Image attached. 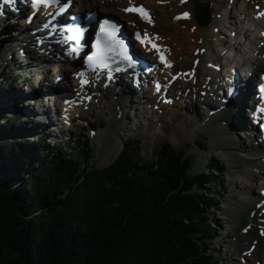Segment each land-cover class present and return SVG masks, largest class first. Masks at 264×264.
<instances>
[{"label": "trees", "instance_id": "1", "mask_svg": "<svg viewBox=\"0 0 264 264\" xmlns=\"http://www.w3.org/2000/svg\"><path fill=\"white\" fill-rule=\"evenodd\" d=\"M5 119L0 264H218L204 214L219 201L202 190L213 191L220 165L193 174L195 161L167 143L147 165L129 139L111 163L91 167L88 143L52 154L40 138L9 137L25 123Z\"/></svg>", "mask_w": 264, "mask_h": 264}, {"label": "bare ground", "instance_id": "2", "mask_svg": "<svg viewBox=\"0 0 264 264\" xmlns=\"http://www.w3.org/2000/svg\"><path fill=\"white\" fill-rule=\"evenodd\" d=\"M132 1L136 3H132ZM191 1L72 0V3L73 8L77 11L80 9H96L100 13H117L125 21L135 18L131 14H124L123 8L131 4H142L150 8L153 15V26L141 25L145 30H151L158 34L160 42L166 46V51L169 54L168 60L172 62L171 68L161 74V76H166L169 71L173 74L178 72H181V74L172 86H164V88L167 87L169 89L167 96L173 97L170 103L163 104L158 109V94L152 93L147 97L146 106L147 113L151 114L150 117L144 116L139 111L134 118L142 119L145 122L148 134H151L153 138L158 135L159 128H166L171 123L179 140L192 138L193 133L197 132V128H205L210 131L211 140L216 149L227 151L232 157L230 168L238 170L240 168L239 163H242L243 171L240 175L234 178L229 177L227 179L228 183L225 185L227 189L229 183L232 182L234 184L235 188L228 190V192L230 197L237 200L235 203H231L227 209L231 213V220L229 221L222 216L224 223H227V227L224 225L223 231L219 235V241L228 250L236 252L237 260L232 264H264V235H262L264 233V223L257 217L260 213V208H256V203L260 199L257 192L259 193L261 189H264V179H259L257 174L252 171L253 168H256L264 173V161H262L264 147L254 146L248 137L237 135L236 131H234L235 125L244 127L248 123L243 112L235 106L234 100L228 99L230 101L224 102L223 107L218 109V118L209 119L207 111L210 108L205 107L206 112H204L202 98L205 95L211 98H216L219 95L218 89H214L213 92L208 89L213 88L216 78L219 76L215 67L223 60L225 61L223 50L226 46L225 41L229 39L226 33L232 32L233 28L234 30L238 29L241 23L240 18L248 20V26L252 28L254 37L249 44L252 61L258 70V74L264 71V61L261 58V52L256 53V50L264 44V35H261V33H264V17L257 19L252 16V13H256L257 10H253L250 7L252 11L249 12L247 7L241 6L240 13L243 16L238 18L236 10L239 0H231V2L230 0H193L201 5L209 6L208 8L212 15L208 27L206 25L200 26L196 17H194L195 13L192 9ZM259 1L260 5H264V0ZM224 7H226V12L222 13V8ZM183 13H187L188 18L174 19V17L181 16ZM225 13L231 16V22H233L231 26L222 24L221 20L224 19ZM25 18L23 17L20 21L15 19L7 27L1 28L0 42H6L7 38L12 35L14 37V34L18 35V37L13 39L11 46H9L16 48L15 53L8 54L9 57L11 56V61L17 60V63H10V65L13 69L19 67L18 69L20 70L28 71L33 64L46 62V57L28 47L36 40L31 33H27L28 29H31V24L24 23ZM227 18L229 17L227 16ZM11 30L12 33L10 32ZM244 35L246 37V34ZM25 48L31 50V55L23 53ZM198 49L203 51L196 54ZM71 63V59L64 58L61 68L55 67L53 71L46 70L42 74H37L38 78L32 79V82L28 79L25 85L34 88L36 83H38V79L45 82L46 80H53L56 75L61 74H64V78L67 79L65 82H68L70 76L66 65ZM74 83L76 82L74 81ZM120 85V93L124 95L133 93L136 95L135 98L147 96L146 94H141L135 87L137 85L131 82L121 83ZM14 87L11 89L12 91L5 88L0 90V102L8 107H16L18 111L32 112L35 119L27 117L25 119L26 128L28 127L30 130L42 134L43 137L49 138L50 143L53 145L58 141L57 138H60L59 141L63 142L62 136L52 134L53 119L49 115L51 109L43 108L46 104H50V101L48 103V100H45L43 103V101L29 100V97L26 96L28 92L25 91L24 93L23 89L20 90V87ZM245 93L244 102H247L248 95L249 98L255 97L254 88L248 82L245 86ZM88 94L92 95L91 103L86 106H76L73 114L90 112L98 118H102L103 115L108 116L107 121L103 119L100 130L95 129L92 132V139L97 141V151L99 152L101 163H105L116 157L121 150V136L123 133L120 132L119 128L126 132L130 130L125 122V114L121 110L124 101L117 94H114L111 87L101 88L100 90L93 88V90L88 91ZM33 103L38 104V106L34 108ZM176 108H180V111L182 110L181 114L176 111ZM215 108L218 107L215 106ZM45 119L51 122H46ZM156 121H159L162 127H158ZM222 121H225V124H222ZM70 126L71 128L69 129L74 130L75 126H79L78 128L81 129L83 126H89V124L88 121L81 118L75 120L74 124ZM251 130H254L253 126ZM211 156L214 155L212 154ZM242 156H246V158ZM206 157L201 155V162ZM250 212H254L256 220L248 219ZM260 217H264V215ZM247 225L249 226L246 227Z\"/></svg>", "mask_w": 264, "mask_h": 264}, {"label": "rangeland", "instance_id": "3", "mask_svg": "<svg viewBox=\"0 0 264 264\" xmlns=\"http://www.w3.org/2000/svg\"><path fill=\"white\" fill-rule=\"evenodd\" d=\"M193 1V0H192ZM192 1H191V6L193 9V5H192ZM231 2V0H230ZM260 1L259 0H239L237 2V8H238V12L237 14L240 13V8L241 6H245L247 7V9H249V11H251L253 5L255 3H257L256 5H258ZM251 7V8H250ZM225 11V8H222V13ZM99 11V10H98ZM118 16V15H117ZM227 17V15H226ZM225 18V17H224ZM226 22H229L228 18H225ZM210 23H208L207 27L209 26ZM252 37V35L250 34V38ZM14 39V38H13ZM3 46L0 48V62L2 60V58L4 59L5 57V51L8 52V54H12L11 49L9 48V45H6L5 48L3 49ZM6 49V50H5ZM4 53V54H3ZM8 73V75L10 74L9 69H6V72ZM19 86L21 88V86L19 85V83H17L15 85ZM14 87V88H15ZM23 88L26 87V85L22 86ZM0 88L4 89V87L0 86ZM11 88V87H10ZM22 90V89H20ZM12 91V90H10ZM23 92L25 93V91L23 90ZM31 108V107H30ZM18 114V109H14ZM176 111H178V113L181 114L182 110L180 111L178 108H176ZM205 112V110H204ZM10 111H6L4 112V118H2V120H0V125L5 123V118L10 116ZM86 115V114H85ZM107 116L103 115L102 118H99V120L103 121V119L105 121H107ZM24 118V117H22ZM85 119V118H84ZM93 118H89L86 119V121H88L89 126H83V128H78L79 126H75L74 130H72V133L69 136V140L66 144L71 143V144H79L82 142L85 143H89L91 151L90 153L87 155V164L91 165V167H103L106 166L107 164H109L110 162H112L118 155L117 154L116 157H114L113 159H111L110 161H107L105 163H101V160L99 158V152L97 151V141L90 139L88 137V132L91 129H96V130H100L101 125L97 126L96 125V121L98 119H94ZM96 120V121H95ZM95 121V122H94ZM20 122V121H19ZM26 123V122H25ZM79 123V122H77ZM145 123V122H144ZM141 124V126L139 128L136 129H132L129 130L128 132L122 130L119 128L120 132L123 133V135L121 136V140H122V146L124 142L127 139H132L136 142V146L138 147V151L137 154L138 156H140L141 158H143L146 162H148L147 165L152 164L156 161L157 158V151L159 146L162 143H167L171 146L172 149H174L175 151H184L185 155L188 157L189 160H194V164L192 166L191 169V173L195 174L198 173L202 170H207L209 171V169L207 167H205L207 164L213 163V164H219L221 165V170L216 174V177L214 178V182H213V191L208 192V190H202V193L206 196H215L217 197L219 204L210 209L211 211H209L208 213H205V218L211 222H213V224L215 225V229L217 230V234L215 235V237L210 240L207 241L206 246L210 247L213 249V255L216 256L217 260H218V264H232L234 261H236V252L235 251H231L228 250L227 247H225L223 245V243H221L219 241V235L220 233L223 231V227L224 225L227 227V223H224V218L222 216H224L227 220H231V213H229L227 211V209L230 207L231 203H235L236 202V198L230 197L229 196V192L228 190H231L234 187V184L231 182L228 184L227 189L225 188V185H227V179L229 177L234 178L235 176H239L240 173L243 171L242 168V163H239L240 168L237 169H232L230 168L231 165V161H232V157L229 155V153L227 151L224 150H217L215 145H213V142L211 140V135H210V131L208 132L206 129L205 130H201V129H197L196 133H193V137L192 138H188L186 140L182 139L179 140L176 136V133L173 129V124L171 123L169 126H166V128H159L158 129V135L153 138L151 136V134H148L147 130L145 129V125ZM14 124V123H13ZM102 124V123H101ZM160 124V123H159ZM161 125V124H160ZM15 126V124H14ZM26 125H24L22 127L21 130L24 129H28V127H25ZM158 126V125H157ZM195 134V135H194ZM19 132H16L14 134H9V136L11 137H18ZM37 135V134H36ZM35 135V136H36ZM38 135L42 136V134ZM37 135V137H38ZM84 136H86V138H84ZM34 137H28L29 140H32ZM5 139V138H3ZM1 140V137H0ZM7 140H11V138H7ZM57 142L55 144V147L52 148L53 151L57 150L58 147H62L63 145H65V142H60V138H57ZM63 140V138H62ZM61 143V144H60ZM112 143V142H111ZM197 145H200L203 147L202 150H198L197 149ZM58 146V147H56ZM206 148V149H205ZM214 156H211V155ZM201 155H205L207 156L204 161L201 162L200 156ZM260 179V178H259ZM214 190L217 191V193L214 192ZM227 191V192H226ZM214 192V193H213ZM221 218V219H219ZM222 224V225H221ZM13 253L8 252L7 255H12Z\"/></svg>", "mask_w": 264, "mask_h": 264}, {"label": "snow or ice", "instance_id": "4", "mask_svg": "<svg viewBox=\"0 0 264 264\" xmlns=\"http://www.w3.org/2000/svg\"><path fill=\"white\" fill-rule=\"evenodd\" d=\"M12 0H5V3H10ZM35 3V0H33ZM49 3H60L61 0H48ZM258 7V6H257ZM125 12H131L135 13L139 16V18L149 24L152 23L151 16L148 13L146 9L143 8V6L139 7H128L123 9ZM261 17H264V11L257 10L256 18L259 19ZM181 18H188L187 13H183L181 16L174 17V19H181ZM67 31H70L74 34V39H79L80 35L86 31L83 27H72L67 29ZM261 35H264V33H261ZM159 37H149L148 34L145 32L143 37L139 32L134 34V39L139 42V44L143 46H150L152 49H154L159 56L160 63L164 64L165 67H171V65L166 61L163 54H161L160 48L158 45H156L153 40L158 39ZM91 53L84 57V64L86 67H99V68H105L108 67V61L114 62L116 58H119L120 61L127 63L129 67H132L135 63V58L133 55L129 54V48L126 46L125 41L117 36V29L116 25L105 20H100L98 22V27L95 32V40L91 43ZM203 50L198 49L196 54L201 53ZM117 71L120 69L117 68ZM80 79V84L84 85L88 83V81L83 79L84 73L79 72L77 73ZM175 78V77H174ZM264 79V77H262ZM262 90H264V87H262ZM157 91H159V86H157ZM233 89L229 87L227 89V93L230 95L232 93ZM85 99H91V97H85ZM167 103H170V101H165ZM65 103H71L70 101H65ZM256 111H264L259 108L256 109ZM261 131H264V123H261L259 125ZM257 208L260 207L258 204L256 206ZM264 235V233H262Z\"/></svg>", "mask_w": 264, "mask_h": 264}, {"label": "water", "instance_id": "5", "mask_svg": "<svg viewBox=\"0 0 264 264\" xmlns=\"http://www.w3.org/2000/svg\"><path fill=\"white\" fill-rule=\"evenodd\" d=\"M195 13L198 22L201 25H205L210 17V12L206 5H200L195 3Z\"/></svg>", "mask_w": 264, "mask_h": 264}]
</instances>
